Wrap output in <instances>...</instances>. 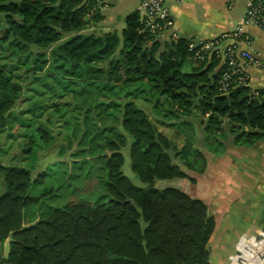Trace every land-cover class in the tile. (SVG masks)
Masks as SVG:
<instances>
[{"label": "trees", "instance_id": "trees-1", "mask_svg": "<svg viewBox=\"0 0 264 264\" xmlns=\"http://www.w3.org/2000/svg\"><path fill=\"white\" fill-rule=\"evenodd\" d=\"M94 7L93 0H0V135L21 136L30 112L20 109L26 94L53 89L48 79L55 83L60 74L77 76L82 93L92 87L96 108H116L121 124L106 142L108 205L75 204L26 223L29 209L42 199L29 194L41 180H33L28 169L0 164V246L10 240L6 259L12 264H212L216 221L207 204L156 183L194 182L183 167L206 171L203 152L194 148L199 127L217 155L231 139L245 147L263 139L264 101L254 99L250 87L221 93V59H194V39L161 41L143 32L139 11L126 17L122 37L117 31L85 34L104 19L100 10L91 14ZM162 103L171 107L164 115ZM169 112L194 117L199 127L192 119L171 123ZM162 126L192 131L178 148ZM128 136L132 171L145 188L123 173Z\"/></svg>", "mask_w": 264, "mask_h": 264}, {"label": "rangeland", "instance_id": "rangeland-1", "mask_svg": "<svg viewBox=\"0 0 264 264\" xmlns=\"http://www.w3.org/2000/svg\"><path fill=\"white\" fill-rule=\"evenodd\" d=\"M125 26V16H119L116 24L104 32L99 30L97 25H92L84 33L102 34L117 31L122 37ZM192 62L199 65L194 60ZM57 77L55 83L52 81L53 78L48 79L53 89L34 88L29 95L26 94L29 100L20 106V109H29L30 112L23 116L25 125L20 131L21 136L7 138L5 134L0 135V164L28 169L33 180L37 178L41 180L39 184L32 186L29 194L35 197L42 196V199L29 209L26 223L36 217L39 219L41 216L48 217L55 209H64L75 204L108 205L111 200L107 191L106 162L110 152L106 142L116 130H121L120 112L114 107L104 111H101L100 107L96 108L97 103L91 98L93 88L88 87V92L82 93L84 83L77 76L60 74ZM128 88L134 89V86ZM138 105L157 119V113L149 103L140 100ZM168 106L164 103L161 107L163 115L165 110H171ZM162 114L159 116L162 117ZM169 115L171 123L192 119L194 126L199 127L194 117L189 118L179 112H177L179 118L170 112ZM38 128L43 131L37 130ZM179 129L178 126L161 127V131L174 140L178 148H182L187 133L192 130ZM198 131L200 144L202 137ZM226 137L230 139L231 136L228 133ZM131 144L132 138L128 136V144L122 149L125 158L123 173L134 185L145 188L148 185L132 171ZM202 144L209 148L206 143ZM42 173L46 175L41 177ZM177 182L178 180L157 181L156 187L159 189L175 187ZM4 192L5 186L1 175L0 195Z\"/></svg>", "mask_w": 264, "mask_h": 264}, {"label": "crops", "instance_id": "crops-1", "mask_svg": "<svg viewBox=\"0 0 264 264\" xmlns=\"http://www.w3.org/2000/svg\"><path fill=\"white\" fill-rule=\"evenodd\" d=\"M142 0H112L99 30L116 24L117 17H126L141 10ZM181 38L213 39L231 33L242 25L248 0H166ZM251 36V49L264 61V34L256 26H247ZM165 41L162 38H158ZM252 87H264V72L250 68ZM202 142L194 148L203 152L206 171L202 174L183 167L195 181L178 180L174 188L186 190L189 195L204 201L215 218L216 229L212 235L211 263L224 264L234 253L241 236L264 232V138L251 146H237L232 139L226 143L222 154L212 153L204 147L202 128L198 129ZM201 149H200V148ZM10 240L0 247V256L7 257Z\"/></svg>", "mask_w": 264, "mask_h": 264}, {"label": "built area", "instance_id": "built-area-1", "mask_svg": "<svg viewBox=\"0 0 264 264\" xmlns=\"http://www.w3.org/2000/svg\"><path fill=\"white\" fill-rule=\"evenodd\" d=\"M96 7L91 10L106 12L112 0H93ZM143 32L155 38L177 42L181 37L176 23L167 6L166 0H142ZM247 26H256L264 34V0H248L247 13L242 25L231 33L213 39H196L190 43L193 58L204 61L216 56L221 59L225 68L219 81V90L223 94L240 87H250L254 99L264 101V87H252L250 68L264 72V61L251 49L252 38L245 32ZM0 264L9 263L6 257L0 256ZM224 264H264V232L257 235L241 236L232 253Z\"/></svg>", "mask_w": 264, "mask_h": 264}, {"label": "water", "instance_id": "water-1", "mask_svg": "<svg viewBox=\"0 0 264 264\" xmlns=\"http://www.w3.org/2000/svg\"><path fill=\"white\" fill-rule=\"evenodd\" d=\"M185 193L187 194L188 192L185 190Z\"/></svg>", "mask_w": 264, "mask_h": 264}]
</instances>
